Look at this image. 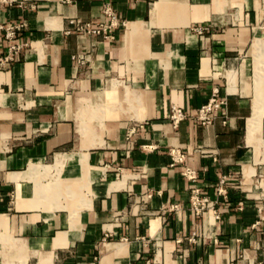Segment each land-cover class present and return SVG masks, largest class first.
Here are the masks:
<instances>
[{
  "label": "crops",
  "instance_id": "obj_1",
  "mask_svg": "<svg viewBox=\"0 0 264 264\" xmlns=\"http://www.w3.org/2000/svg\"><path fill=\"white\" fill-rule=\"evenodd\" d=\"M105 3L127 21L115 41L66 32ZM19 22L29 46L0 66V264H264V0L0 8ZM9 43L0 29V58ZM215 85L228 104L206 126ZM194 186L219 220L191 209Z\"/></svg>",
  "mask_w": 264,
  "mask_h": 264
},
{
  "label": "built area",
  "instance_id": "obj_2",
  "mask_svg": "<svg viewBox=\"0 0 264 264\" xmlns=\"http://www.w3.org/2000/svg\"><path fill=\"white\" fill-rule=\"evenodd\" d=\"M28 1L29 0H0V8L12 6L25 7ZM102 13L106 17L105 21H86L81 18L71 19V27L67 29L66 32L82 33L90 36L102 37L108 41H115L118 31L127 27V21L119 17L117 10L111 3H105L103 5ZM25 25L24 22L0 25V29L5 31L6 39L10 42L7 55L0 58L1 67H8L16 62L23 51L29 46V43L18 42L19 31L24 28ZM204 30L205 29L202 27L197 29L201 35H203ZM82 62L84 63L85 61ZM227 104V99L221 95L220 86L215 85L209 100L199 108L197 119L203 125H211L217 117L216 113L220 110H224ZM170 118L173 125L177 127L178 124L186 118V113L181 107L174 106ZM171 154L173 157L171 163L172 167L183 163L186 159V155L179 148H172ZM182 173L190 181L195 182L198 179V171L188 165L183 166ZM225 183L226 177H222L219 181L217 191L220 195L227 197L228 191L225 187ZM242 204L243 203H241V206ZM190 205L191 209L195 211L197 215L202 216L204 220L216 221L221 218V213L216 202L212 201L208 195H205L201 189L196 186L191 189ZM195 236L196 234L194 233L191 240H195Z\"/></svg>",
  "mask_w": 264,
  "mask_h": 264
}]
</instances>
